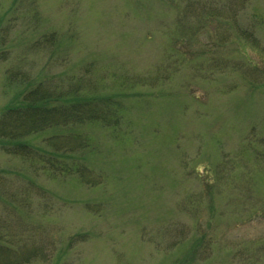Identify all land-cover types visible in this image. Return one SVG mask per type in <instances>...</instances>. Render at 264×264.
<instances>
[{
    "label": "rangeland",
    "instance_id": "rangeland-1",
    "mask_svg": "<svg viewBox=\"0 0 264 264\" xmlns=\"http://www.w3.org/2000/svg\"><path fill=\"white\" fill-rule=\"evenodd\" d=\"M174 14L162 0H0V38L5 39L0 53L10 49L6 61H0V106L5 103L1 85L7 82V67L27 57L35 65L25 67L37 71L49 52L26 47L50 29L58 31L56 37L66 47V53L58 49L55 54L53 70L78 75L93 63L105 90L124 86L131 95L150 94L125 99L123 119L134 129L129 138L88 128L100 145L90 160L100 177L97 185L54 178L50 171L40 174L23 159L0 152V168L7 170L0 173L5 188L26 187L29 178L37 185L18 196L15 192L12 204L0 189V243L19 247L23 242L19 250L25 255L34 248L44 250L43 257L27 264H172L183 254L180 240L199 241L200 250H210L207 264H227V255L229 264H264V199L259 197H264V172L262 166L257 169L264 162V144L259 143L264 139V86L253 83L247 92V81L234 68L222 70L217 64L211 77L210 69L199 71L193 63L180 67L179 60L167 69L168 75L176 70L172 78L142 80L143 85L132 88L124 82L139 75L150 78L158 70L166 46L164 31L172 28ZM237 19L256 41L230 36L223 57L228 55L237 69L255 68L264 79V0H248ZM251 19L256 26L250 27ZM223 22L221 29L230 31ZM190 70H198V76L180 95L169 85L185 86L180 79ZM256 151L263 156H255ZM214 164L223 171L216 174L221 185L236 183L244 170L257 176L252 195L258 203L252 199L244 211L217 216L212 228L205 227L208 212L191 218L192 226H182L181 239L171 246L175 237L162 233L165 226L173 227V201L177 193L184 194L177 189L179 182L187 191L204 178H215L210 173ZM230 168L235 172L226 177ZM226 199L225 192L216 194L218 207ZM201 222L202 228H196ZM4 254L0 247V260ZM9 260L18 257L11 254Z\"/></svg>",
    "mask_w": 264,
    "mask_h": 264
},
{
    "label": "trees",
    "instance_id": "trees-1",
    "mask_svg": "<svg viewBox=\"0 0 264 264\" xmlns=\"http://www.w3.org/2000/svg\"><path fill=\"white\" fill-rule=\"evenodd\" d=\"M162 1L175 11L170 19L172 28L169 31H164L167 36L165 38L166 46L163 49V61L157 63L158 70L150 74L152 76L150 78L139 75L124 79L130 88L143 85L142 80L154 83L165 77L172 78L176 75V70L173 73L171 71L168 75L167 69H170L176 60H179L180 67L183 64L193 63L196 64L199 71L204 72L208 68L211 71V77H213L211 68L217 64L222 66V70L225 69L224 67L234 68L240 71L243 74V80L247 81L249 87L247 92L256 86H264V79L255 68L237 69L228 55L223 57L227 50V43L231 39L230 36L251 38V44L256 41L252 32L245 31L246 28L241 27L242 25L237 19V14L244 8L248 0ZM211 5H215V8L209 7ZM222 21H224L223 24L230 26V31H225L223 27V30L221 29ZM250 22L252 24L250 27L256 26V20L251 19ZM6 29H9V26L4 31ZM57 32L56 29H50V32L43 33L39 40H35L33 44L26 47L27 51L31 52L39 50L49 52L47 58L46 55L41 54V58H46V60L42 62V66H36L37 71L25 67L27 64L32 65V68L35 65L34 60L27 59V57H22L23 59H19L16 64H10L5 71L7 82L1 85L5 103L0 106V152L23 159L30 164L35 172L39 171L40 174L50 171L54 178L59 176L61 180H64L67 177H74L78 181L80 179L82 183L94 186L99 184L100 177L93 173L92 169L96 166L92 165L90 160L100 145L96 140L91 139L88 128H95L99 131L110 129L120 138H129V134L134 133V129L130 120L123 119L128 110L125 99L130 96L135 98L138 95L150 94L131 95L130 91L125 92V89L128 88L124 86L118 88L119 90L113 86L105 90V82L103 78L96 76L97 68L93 63L86 66L78 75L75 73L71 75L64 70H53L56 62L54 56L59 53L58 49L66 53L63 41L60 44V38L56 37ZM4 44L5 39L1 37L0 48ZM9 50H2L0 61H6ZM173 55L178 59H173ZM205 60L206 63H203ZM198 70L186 71L187 76L180 79V81L186 82L185 86L182 87L179 84L178 87L174 84L169 86L179 89L180 95L185 93L183 89H187L188 83L197 78ZM253 83L256 85L252 88L250 85ZM177 95L178 91H175L174 97ZM195 99L197 98L195 97ZM179 107H181L180 103H178ZM259 143L264 144V139H261ZM255 156L263 155L256 151ZM214 167L215 172L210 171V173L212 176L215 173V178H204V183L193 184L194 186L191 185L187 191V186H180L179 182L177 189L184 194H176L171 215L173 227L165 226L162 233L163 236L175 237L172 244L169 242L171 246L181 239L178 238L181 235L179 230L182 231V226H192L189 225L191 218L200 219L201 215L205 217L208 212L205 227L212 228L216 226L214 221L218 219L217 216L244 211L252 199L258 203L259 198L255 199L252 195V187L256 183L257 176L250 175L251 171H241L238 174L239 181L236 183L228 182L229 184L221 185L216 176V174L220 176L221 169L219 170L215 164ZM258 168L264 172V162L262 165H258ZM1 172L6 173L7 170L0 168ZM233 172H235L234 169L230 168L225 176L228 177ZM184 175L186 176V174ZM190 180L193 182L192 177ZM2 181L4 182V180ZM28 183L25 185L26 187L18 188L16 191H9L5 188V183H0V189L9 197L11 201L8 202L12 204L11 197L15 195V192L18 196L19 191L26 190L25 193H27L28 189L37 186L30 178ZM224 192L227 199L222 207H218L216 194ZM182 195H184L183 198H181ZM259 197L264 199L263 196ZM262 199L260 200L262 201ZM202 202L207 206L206 208L203 207ZM174 206L180 207L174 208ZM174 214L178 216H174ZM183 217L186 221L182 220ZM195 226L202 228L203 225L201 222ZM190 233L192 231L189 227ZM79 237L78 240H81V236ZM21 243V246H24L23 242ZM199 243L198 241L197 244H192L191 241L189 244H183V240H180L177 246L181 245L184 251L182 255L175 256L172 264H198L199 261H205L207 264L210 250L204 253L200 250ZM21 246L10 247L0 243V247L4 248L7 254L1 258L0 264H27L32 260L39 259L40 256L43 257V248H34L31 253L25 255L19 250ZM11 254L17 256L18 260L11 262L9 260ZM223 261L229 264L231 262L229 255L224 256Z\"/></svg>",
    "mask_w": 264,
    "mask_h": 264
}]
</instances>
